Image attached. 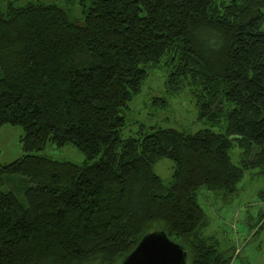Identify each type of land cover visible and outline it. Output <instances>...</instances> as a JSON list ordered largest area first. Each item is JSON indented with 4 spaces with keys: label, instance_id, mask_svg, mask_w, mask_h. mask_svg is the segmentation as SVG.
I'll return each mask as SVG.
<instances>
[{
    "label": "trees",
    "instance_id": "trees-1",
    "mask_svg": "<svg viewBox=\"0 0 264 264\" xmlns=\"http://www.w3.org/2000/svg\"><path fill=\"white\" fill-rule=\"evenodd\" d=\"M90 1L84 25L40 1L0 10V127L24 130V156L0 165L11 188L0 187V264H122L154 232L186 264H235L240 250L206 236L198 199L234 195L251 169L264 177V0ZM162 62L220 133L123 138L130 103ZM48 142L85 162L33 155ZM163 159L174 163L168 185L155 172Z\"/></svg>",
    "mask_w": 264,
    "mask_h": 264
},
{
    "label": "rangeland",
    "instance_id": "rangeland-1",
    "mask_svg": "<svg viewBox=\"0 0 264 264\" xmlns=\"http://www.w3.org/2000/svg\"><path fill=\"white\" fill-rule=\"evenodd\" d=\"M33 1L57 5L66 12L70 22L78 25H84V12L91 7L90 0H1L0 10L4 11L10 3L24 7ZM217 1L228 3L231 0ZM169 72L163 62L149 70L141 93L133 98L126 112V127L122 133L124 139L144 137L157 129H175L187 134L205 129L221 132L223 123L213 128L199 120L196 89L187 83L172 89L168 83ZM23 137L24 130L20 126L0 127V165L11 164L24 156L21 142ZM240 154L238 148L231 151L235 165L241 162ZM33 155L76 165H82L86 160L85 155L73 145L57 148L51 142L43 151L34 152ZM155 172L168 185L172 181L174 163L163 159L155 165ZM0 187L4 192L11 191L7 185L0 183ZM262 191L264 177L259 169L245 172L234 195L205 189L200 191L198 201L206 214V236L218 240L221 252L234 253L240 250L233 261L235 264H264V201L258 197ZM18 199L26 204L23 194L18 195Z\"/></svg>",
    "mask_w": 264,
    "mask_h": 264
},
{
    "label": "water",
    "instance_id": "water-1",
    "mask_svg": "<svg viewBox=\"0 0 264 264\" xmlns=\"http://www.w3.org/2000/svg\"><path fill=\"white\" fill-rule=\"evenodd\" d=\"M187 254L172 242L164 232L145 235L122 264H186Z\"/></svg>",
    "mask_w": 264,
    "mask_h": 264
}]
</instances>
